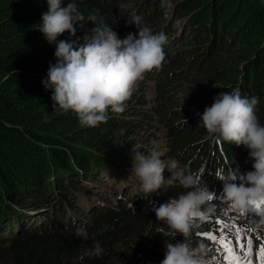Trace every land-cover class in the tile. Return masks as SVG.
Listing matches in <instances>:
<instances>
[{"label":"trees","instance_id":"16d2710c","mask_svg":"<svg viewBox=\"0 0 264 264\" xmlns=\"http://www.w3.org/2000/svg\"><path fill=\"white\" fill-rule=\"evenodd\" d=\"M170 1L62 0L75 3L84 20L75 36L65 32L57 43H83L95 26L123 39L137 33L135 16L153 33L168 31L166 59L146 74L148 85L137 83L125 111L109 110L106 122L89 127L71 110L54 111L43 85L56 63V44L38 30L47 0H0V264H161L165 243L183 237L166 234L168 225L152 210L169 200L165 185L144 197L132 162L117 151L127 132H162L165 161L203 172L217 196L220 173L252 170L246 148L216 141L200 123L219 93L239 90L256 98L264 125V0ZM164 171L169 183L171 172ZM103 177L102 185L95 182ZM213 202L218 208L191 235L208 254L216 244L204 233H218V218L228 210L220 200L205 208ZM260 209L256 214L264 203ZM82 226L87 239L75 234ZM97 243L103 253L91 255Z\"/></svg>","mask_w":264,"mask_h":264},{"label":"clouds","instance_id":"9594fccd","mask_svg":"<svg viewBox=\"0 0 264 264\" xmlns=\"http://www.w3.org/2000/svg\"><path fill=\"white\" fill-rule=\"evenodd\" d=\"M48 11L42 14L38 30L49 44H56V63L49 65L45 90H51L53 110L74 112L84 126L95 127L108 119V112L122 113L135 86L145 79L147 73L158 70L166 59L164 45L167 35L153 33L147 26H140L141 17L133 23L137 33H129L121 39L109 27L95 26L78 40H60L65 32L76 35V25L82 26L83 15L75 3L64 5L62 0H47ZM255 97H242L239 90L219 93L210 107H206L201 123L211 138L228 142L248 150L253 161L252 170L241 173L229 167L216 178L222 184V193L217 196L202 180L203 172L193 174L177 162L168 163L161 154L135 152L132 172L138 177L144 197L163 188V172L167 168L173 182L186 190L178 198L153 207L156 219L168 225L169 233L179 234L182 240L165 243L166 252L161 264H212L203 243L193 245L191 235L196 227L195 218L203 217L201 207L213 200H220L228 209L244 216L258 201L264 200V125L259 122ZM185 123H188L184 119ZM138 162V163H136ZM210 207L207 211H214ZM260 224L264 225V211ZM76 236L88 238L82 226ZM103 248L97 243L90 253L100 256Z\"/></svg>","mask_w":264,"mask_h":264},{"label":"rangeland","instance_id":"374dc122","mask_svg":"<svg viewBox=\"0 0 264 264\" xmlns=\"http://www.w3.org/2000/svg\"><path fill=\"white\" fill-rule=\"evenodd\" d=\"M138 1L139 0H135V2H138ZM161 3L167 6H171L170 0H161L159 4ZM164 16L166 17V15ZM155 22L156 21L154 20V23ZM164 23L167 24V21H164ZM162 32L164 33L168 32L167 28H166V31H162ZM138 84H141L142 86L144 85L147 86L148 82L146 81V79H144L142 81H139ZM153 92L154 90L152 89L150 85L148 87V95L150 97H154ZM154 135L157 137H155ZM117 151L125 153V156L127 157L128 161L132 162V164H133V156L135 152H141L147 155V154H150L152 151H157L161 154L162 159H165L166 161L169 160L167 158V156L169 155V149L166 147V143L164 141L162 132H159V134H155L153 131L150 133L136 132L133 135L127 132V134H125V141H123L122 143H119L117 147ZM128 174H129L128 171L124 172L123 176L128 177ZM164 174H165V171L163 172V176H164V179H166V175ZM106 179H108V177ZM104 181L105 180L103 177L102 179L98 181L96 180L95 182H98V184L102 185L103 183H105ZM164 185H165L164 189H166L165 190L166 196L169 199L178 198L180 194H186V192L188 191L175 184L170 186L169 183H164ZM106 199H109V198H106ZM213 206L218 208V206L215 205L214 202L211 204L210 207H213ZM254 206L255 205H253L252 208ZM205 207H209V205L205 204L202 206L203 209L201 211L203 213V217L195 218V223L198 221H202L206 218L208 213H207V208ZM237 216H240V215L235 212V214L231 213L229 216H222L218 218V221H222L223 224L229 225L226 232L224 230L223 232L219 231L218 233H216L215 231L206 232V233H210L218 237L220 235H225L227 236L228 240L233 244V246L235 245V240L237 236L239 237L242 243H246L247 239L251 238L253 240V248H254L252 259H253V264H256L255 252L259 249L261 240H264V225L259 223V221L261 220L260 215H257L256 218L253 217L254 218L253 222L250 220L246 222L245 220H241ZM220 227L222 226L221 225L217 226L218 230ZM257 237H260L261 239H257ZM211 242L216 244L214 251L208 254V258L212 261V264H226V261L224 260V256L226 255V253L220 247V244L217 241H213V240H211Z\"/></svg>","mask_w":264,"mask_h":264},{"label":"snow or ice","instance_id":"6c2138e0","mask_svg":"<svg viewBox=\"0 0 264 264\" xmlns=\"http://www.w3.org/2000/svg\"><path fill=\"white\" fill-rule=\"evenodd\" d=\"M261 203H264V200H262ZM260 210V204H255V207L251 211L252 214L255 215L257 212H260ZM217 225L222 226L219 228L220 232H223L229 227V225L223 224L222 221H217ZM204 235L208 236L210 240L217 241L220 244V247L226 253L224 256L226 264H253L252 257L254 248L253 240L251 238H248L246 243H242L237 236L235 245L233 246L225 235H220L219 237L210 233H205ZM257 239L261 238L257 237ZM255 257L256 264H264V240H261L259 249L255 252Z\"/></svg>","mask_w":264,"mask_h":264}]
</instances>
